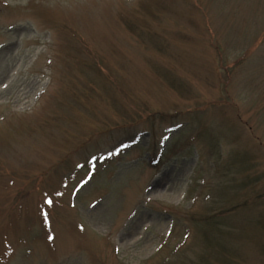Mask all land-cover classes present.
I'll return each mask as SVG.
<instances>
[{
	"label": "rangeland",
	"instance_id": "1",
	"mask_svg": "<svg viewBox=\"0 0 264 264\" xmlns=\"http://www.w3.org/2000/svg\"><path fill=\"white\" fill-rule=\"evenodd\" d=\"M0 264H264V0H0Z\"/></svg>",
	"mask_w": 264,
	"mask_h": 264
}]
</instances>
